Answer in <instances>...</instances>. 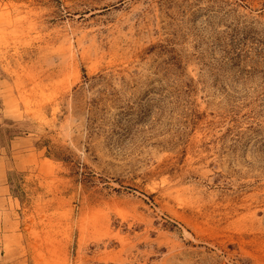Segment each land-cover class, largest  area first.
Returning a JSON list of instances; mask_svg holds the SVG:
<instances>
[{
  "label": "rangeland",
  "instance_id": "1",
  "mask_svg": "<svg viewBox=\"0 0 264 264\" xmlns=\"http://www.w3.org/2000/svg\"><path fill=\"white\" fill-rule=\"evenodd\" d=\"M0 264H264V0H0Z\"/></svg>",
  "mask_w": 264,
  "mask_h": 264
},
{
  "label": "crops",
  "instance_id": "2",
  "mask_svg": "<svg viewBox=\"0 0 264 264\" xmlns=\"http://www.w3.org/2000/svg\"><path fill=\"white\" fill-rule=\"evenodd\" d=\"M4 161V160H3Z\"/></svg>",
  "mask_w": 264,
  "mask_h": 264
}]
</instances>
